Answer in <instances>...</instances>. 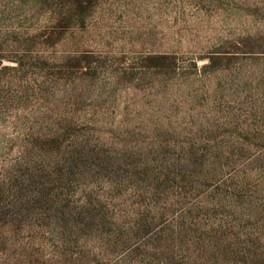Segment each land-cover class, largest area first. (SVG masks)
<instances>
[{
  "label": "rangeland",
  "instance_id": "rangeland-1",
  "mask_svg": "<svg viewBox=\"0 0 264 264\" xmlns=\"http://www.w3.org/2000/svg\"><path fill=\"white\" fill-rule=\"evenodd\" d=\"M0 264H264V0H0Z\"/></svg>",
  "mask_w": 264,
  "mask_h": 264
}]
</instances>
